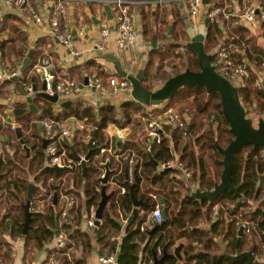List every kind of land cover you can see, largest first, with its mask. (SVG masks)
Listing matches in <instances>:
<instances>
[{
  "label": "trees",
  "instance_id": "1",
  "mask_svg": "<svg viewBox=\"0 0 264 264\" xmlns=\"http://www.w3.org/2000/svg\"><path fill=\"white\" fill-rule=\"evenodd\" d=\"M217 4H223V2L217 1ZM172 6L171 22L166 21L165 17L161 18L167 26L160 37L167 33L168 22L172 26V34L174 27L185 26L178 3ZM157 13L158 10H155L156 15ZM20 25L21 20L15 14H6L0 18V58L14 59L17 65L22 63L30 49L25 34L20 30ZM221 25L225 26V23L205 20L204 49L212 55L211 62L217 67L219 46L227 48L236 45L243 48V53L236 54V59L241 61V57L247 58L248 75L241 83L235 85L246 115L262 117L264 114V48L254 45L256 37L251 35L245 26L237 25L233 28L234 33L225 35ZM181 32L178 29L175 32V38H179ZM4 34L6 38L2 39ZM157 36L156 34L155 37ZM40 40L34 46V53L28 67L21 72L20 76L4 80L3 85L14 83L17 90L22 93L24 83L31 82L32 78V82L39 85V78L36 75H30L29 72L40 50L39 46L42 44ZM177 46V41H171L163 47L150 48L143 66L142 85L144 87L152 89L156 87L157 80L162 83L185 68L198 70L195 52L188 46L187 52L177 51L175 49ZM93 63L88 61L85 66L93 65ZM78 66L74 67L71 76L80 82L83 78L80 70L77 71ZM166 67H169L172 72H167ZM100 73L106 76L107 72L100 71ZM257 78L261 79L260 85L255 84ZM1 87L0 96L3 94ZM33 104L36 111L30 108L26 101H17L13 105L15 118L22 130L23 143L26 146L33 145V148L26 155L23 144L15 139V142L10 143L12 153L6 152L3 157L0 156L1 264H9L12 259L10 244L4 239V234L11 238L21 237L28 251L44 250L54 238L55 217L60 207L58 181H49L51 176L59 181L65 176L64 189L73 194L78 201L76 216L71 223L65 225V229L69 237L74 239L75 248L79 253L71 252L70 258L63 254L55 258L60 262L59 264H87L93 249L92 234L82 228V213L90 205H96L100 199L98 188L102 186V183L99 177L104 173L101 165L104 159L113 169L109 179H112L115 186L103 212L102 223L94 227V231L92 230L96 236L95 241L99 244V254L115 252L117 264H147L153 260L155 254L160 257L165 248L168 256L164 264H252L246 259L234 262L224 255V253L236 252L238 228L243 223H247L241 237L240 249L243 250L246 246L259 258L264 256V147L254 148L252 145H243L234 153L231 182L234 186H239V191L246 201H240L234 205L237 197L230 189L222 191L214 200L196 199L188 193L193 186L209 191L216 182H219L223 165L220 163L222 154L217 146L225 147L229 139L233 137L229 123L223 115L219 93L216 90L208 92L202 85L185 84L162 104L151 105L152 109L149 113H156L169 106H174L178 110L186 109L189 120L186 123L188 126L185 128V136H182L178 129L170 131L169 127H166L170 136L164 135L159 144L139 142L134 130L130 133V139L124 142L113 140V145L119 147L120 153L126 152L133 157L134 173L131 182L133 192L136 197L146 202L142 206L144 213L139 215L138 209L133 220L126 223L123 233L116 208H119L123 218H126L133 209L131 197L124 184V167L127 166L129 157L114 161L110 156H103V159L98 160L94 158V154H98L101 147L109 145L105 133L109 123L119 128L133 124L134 114L140 110L138 102L129 96V99L123 100L118 106L104 103L94 110L93 107L84 106L81 102L66 100L61 102L59 111L53 109V102L39 97H34ZM39 115L57 120H65L71 116L85 120L83 129L73 136L72 141L65 144L67 156L74 162L78 160L73 150L78 155H85L89 149L95 148L86 162L85 175H82L80 164L75 168L64 170H57L51 165L42 147L43 136L32 124ZM27 131L34 134L32 139L29 138L30 134H26ZM86 134L89 136V141H84ZM11 137H14L13 133ZM92 141L95 143L92 144ZM149 154L158 164L177 159L183 164L185 170L190 172V177L185 178L182 171L177 168L159 171L154 175L157 167L151 161ZM257 181L260 182L258 186ZM30 184L33 185L30 228L26 234H23L22 204L26 200V192ZM69 186L74 189H68ZM120 187L125 188L123 193H120ZM55 191L57 197L53 202ZM50 193L52 199L46 202L45 198ZM160 198L164 200L163 204ZM36 203L43 205L35 206ZM156 204H159L161 208L165 205L167 218L150 234V229L147 227L141 229V226L145 222L147 212ZM214 206L218 207V212L216 219L211 220ZM206 220L210 223L209 227H200L201 221ZM111 236H120V239L111 240ZM177 240L184 241L182 259L171 255ZM257 246L259 252H256ZM158 248L161 249L160 254H158ZM52 251L53 248L46 254L41 264H47Z\"/></svg>",
  "mask_w": 264,
  "mask_h": 264
},
{
  "label": "built area",
  "instance_id": "2",
  "mask_svg": "<svg viewBox=\"0 0 264 264\" xmlns=\"http://www.w3.org/2000/svg\"><path fill=\"white\" fill-rule=\"evenodd\" d=\"M35 2L36 8H33L31 2ZM75 0H0V16L3 15V8L17 7V9L27 8L30 11V16L35 23L43 24L48 23L51 28V40L56 39L63 45H67L70 48L72 54L78 55L80 51H74L71 44L70 31L64 29L60 26V20L66 15L68 4ZM100 4L99 11L101 16L97 20L98 32L94 37L92 47L90 52L93 54L94 58L99 60L100 55L108 50L111 43L113 34H115V41L119 48L126 47L134 43L137 35L138 29L135 25L131 12L129 8L140 3H150L152 6H160L169 0H92ZM188 13L193 21H198L201 15L209 22H219L227 23V25L233 26L235 23L241 21L249 24H260L264 29V0L262 3L253 4L248 0H243L241 7L238 9L233 8L227 3L217 4L210 3L208 0L205 3L203 0H186ZM104 5H108L110 8L111 17H107L104 9ZM49 45V44H48ZM217 67L216 70L228 78L231 82L241 83L243 78L248 75V61L241 60L237 61L235 55L232 51L226 48L217 49ZM21 65V64H20ZM19 66L13 67L11 69L6 68L3 62H0L1 73L0 81L9 79L10 77L20 76ZM264 65V63H263ZM104 72L110 74V69L106 66H101ZM30 75H36L41 81L45 82L44 92L48 94L57 93L58 97L61 94H66L71 92L73 89L77 88V83L71 79L59 78L55 76L53 71L52 61L49 56H41L32 65ZM261 79L257 78L255 81L256 85H260ZM88 86L92 87L99 95L103 97H109L118 92H124L129 94L131 91V83L125 77L117 75L115 73L108 76L107 81L103 82L100 77L93 75L88 77ZM54 87V89H53ZM23 96L27 97L31 95L35 97V91H33V82L24 83ZM37 90H41L37 88ZM18 93V92H17ZM1 97V96H0ZM6 99H10L7 96ZM58 100V99H57ZM188 114L187 111L178 110L174 106H169L165 109L159 110L156 113H149L148 117L145 119V135L149 144H159L163 139L164 135H169L170 133L166 131V127L169 130L178 129L181 131V135L185 136L188 125ZM35 124H39L42 127V136L45 138V152L49 157V162L51 165L65 166L66 168H75L80 161L74 162L71 158L67 156L65 144L72 141V131L73 127L66 122V120H57L53 118H43L39 115L37 119L33 121ZM20 128L19 123L15 118L13 107L11 105L4 106L0 109V131L7 130L10 132L16 131ZM21 129V128H20ZM22 131V130H21ZM29 132V131H28ZM109 144L113 139H108ZM84 141H89V136L86 134ZM3 139L0 136V147L2 145ZM92 144L95 142L92 141ZM109 147H101L98 155L108 153L110 155H116L115 151ZM3 156V154H1ZM107 155V156H110ZM106 156V155H104ZM81 158L84 155H80ZM133 164L134 160L130 156L127 164L128 180L129 182L133 179ZM163 168H177L180 169L185 178L190 177V172H187L183 164L177 159H170L159 164ZM101 174L100 176H102ZM64 178L54 179L53 176L49 178V181H58V205L59 211L57 215V223L55 226V234L53 238V251L50 254L47 264H59L60 262L55 258L57 255H66L68 258L71 256V252L74 254L79 253L75 248V241L69 237L66 232L65 225L72 222V219L76 216V208L78 201L76 197L68 193L64 189ZM192 186L194 184H191ZM194 187V186H193ZM69 186L68 189H72ZM74 189V188H73ZM124 192V188H122ZM153 197H155L153 195ZM52 199L51 193L45 198L47 202ZM98 204V203H97ZM97 204L90 205L87 210L82 213V221L85 223L86 228L96 227V208ZM218 212V207L215 206L212 211L213 220L216 218ZM150 217H152L155 223H160L162 218L161 207L156 204L153 209L150 210ZM247 223H243L245 228ZM141 229L143 227L141 226ZM248 230V228H246ZM264 233V230H263ZM118 236H111L110 239H117ZM158 254L161 253V249L158 248ZM148 262L147 264H150ZM1 264V263H0ZM97 264H117L116 253H103L97 257Z\"/></svg>",
  "mask_w": 264,
  "mask_h": 264
},
{
  "label": "crops",
  "instance_id": "3",
  "mask_svg": "<svg viewBox=\"0 0 264 264\" xmlns=\"http://www.w3.org/2000/svg\"><path fill=\"white\" fill-rule=\"evenodd\" d=\"M217 1H222L223 3H227L235 9H238L239 7H241L243 3V0H210V3H217ZM248 1L253 4H257V5L263 2V0H248ZM176 2L179 5V10H180L182 17H184L185 28L187 27V25H189V27L192 28L191 29L192 34H195L197 32L204 33L205 32L204 22L206 20L204 18V15L202 14L198 21H193L188 13V7H187L186 0H169L168 2L160 6H156V7L152 6L150 3H140L130 8L133 21L138 29V35L134 43H132L129 46L119 48L115 41V34H113L108 50L105 53L100 55L99 60L95 59L93 54L90 52L94 37L98 32L97 25H96L97 20H98V17L101 16V12L99 11L100 4L92 0H75L69 3L67 7L66 15L62 17L60 20V26L70 31L72 49L74 51H80V54L78 55L72 54L70 51V48L67 45H63L58 40L56 39L51 40L52 36H51V31H50L51 28L49 24L48 23H43V24L35 23L32 20L30 16V11L27 8H24V9H17V7L3 8L2 10L3 15L0 16V18L5 16L6 14H15L17 17H19L21 20L20 30L25 34L26 42L28 46L34 49V46L36 45V43L40 39L42 40V44L39 46L40 50L36 54L35 62L41 56L47 55L50 57L52 61L53 71H54L55 76L59 78L71 79L77 83L76 89H73L69 93L61 94L58 97V100L53 103V109L55 111H59L61 102L66 101V100H70L74 102H81L84 106H91L94 108V110H97V108L104 103H110L115 106H118L123 100L129 99V96H127V94L124 92H118L109 97H103L99 95L92 87L88 86L87 84L84 85L83 87H79V85L83 83L84 77L85 76L92 77L93 75H96L100 77V79L103 82H106L108 76L115 73V68L113 64L102 57V55L104 54L114 55L117 59L120 60L124 69L132 73H136L140 69H143V66L145 65V62L147 60L150 48L153 47L152 39H155L156 41H158L161 38L160 34L162 33V28L165 25L161 21V18L165 17L166 21L172 20V12H171L172 7H173L172 4H175ZM31 4L33 8H36L34 1H32ZM155 10H158L157 15L155 14ZM165 10H168V12H165ZM237 25L245 26L250 31V34L256 37L255 38L256 42L254 45L264 48V29L262 28L260 24L251 25L249 23H245L241 21L239 23H235L233 26L227 25L226 23L225 26L221 25V29L224 31V34L226 35L229 33H234L233 28ZM169 26L172 28L171 24L169 23L168 32H169ZM156 34L158 35L157 38L155 37ZM1 38L5 39L6 35L4 34ZM218 48H226V47L219 46ZM226 49L232 51L235 57H236V54L243 53L244 51L242 47H239L236 45L229 46ZM0 55H1V52H0ZM0 59H1L0 62H3L4 66L9 69L20 65V64L17 65V62L14 59L12 60L8 58H0ZM240 60H247V58L241 57ZM88 61L94 62L93 65L85 66L86 62ZM76 66H78L77 71L80 70L81 77L83 78L81 79L80 82L74 76H71L72 70ZM101 66H106L108 69H110L111 70L110 74L106 73V76L101 75L100 71L103 72ZM0 73H1V67H0ZM3 81L4 79L0 81V87L2 86L1 92H3V94L0 97V109L8 105H11L13 107L14 103L17 101H26V97L23 96L22 92L17 90V87L15 86L14 83L3 85L2 83ZM41 83L42 81L40 80L39 85L38 86L36 85L38 89H40ZM158 86L159 85H156V87ZM7 96H10L9 100L6 99ZM138 105L140 106V110L134 114V121L132 125L130 126L128 125L123 128H119L113 123H109L107 125V127L105 128V133L108 139H113L115 140V142H118V141L124 142V140L130 139V133L134 130L136 131L138 141L139 142L141 141L147 144L148 141H147L146 135L140 137L141 133L139 134V130L144 132L145 119L148 117L149 111L152 109V106L142 104L141 102H138ZM181 110L185 111L186 109H181ZM188 118H189V114H188ZM65 120L67 123H69L73 127V131L71 133L72 138L78 131H81L85 125L84 119H78L74 116L68 117ZM32 124L35 127H37L40 133L42 134L41 125L35 124L33 123V121H32ZM6 131L7 130L0 131L1 139H3L2 145L0 147L1 157H3L6 152L12 153L13 149L10 143L15 142V139H18L15 136L14 132L8 131L9 133L8 132L6 133ZM11 133L14 134V137H11ZM26 134H30V137H29L30 139L34 137V134H31L28 131L26 132ZM22 139H23V135H22ZM109 145H111L112 147L111 149L115 151L116 155L113 156L106 152L102 154V156L101 154L99 155L94 154V158L101 160L103 159L104 155L106 156L110 155V157H112L114 161H119L122 159V157H124L125 159L126 157L130 158V156L126 152H123L124 154L120 153L119 147L116 145L114 146L113 141ZM109 145L107 147H109ZM1 154H3V156ZM105 161L107 160L104 159L102 163H104ZM63 178H64L63 180L65 183L66 177L64 176ZM107 185L108 187L106 188V192L109 193L110 191H112L113 187L115 186V183L112 181V179H108ZM122 188L124 187H120L121 189L120 193L122 192ZM194 189H196V186L191 187V190H194ZM124 191H125V188H124ZM36 204L35 206L37 205L39 207L41 206L39 204L37 205ZM107 205H108V202L106 203L105 208L107 207ZM116 210L119 213V216L121 219V224H122L121 230L123 233V228L125 227L127 223V217L129 215H127L126 218H123V214L120 212L119 208H116ZM143 213H144V210L141 207L139 209L138 214L140 215ZM149 213L150 211L147 212L146 219L142 227H147L148 229L151 230L153 227V224H155V221L152 217H150ZM210 218L211 220H213L212 214ZM56 223H57V218H56ZM81 223H82V228L89 231L92 234L91 242L93 245V249L88 257L87 264H97V257L100 254L98 253L99 244L95 241L96 236L94 232H92V230L94 231V228H86L85 223L83 221ZM209 225L210 223L207 220L201 221L200 223V227H203V228H208ZM3 237L10 244L12 259L11 261H9V264H41V262L45 259L46 254L51 250L52 245H53V239H52V241H50V244H48L44 250L28 251L24 247V240L21 237L18 236L16 238H11L7 234H4ZM117 239H120V236H118ZM176 242H177L176 245H178L179 243H182V244L184 243L183 240H177ZM245 249H247L246 246L245 248H243V250ZM256 252H259L258 246H257ZM180 253L182 255V248L180 250ZM263 257L264 256H261L260 259H262Z\"/></svg>",
  "mask_w": 264,
  "mask_h": 264
},
{
  "label": "water",
  "instance_id": "4",
  "mask_svg": "<svg viewBox=\"0 0 264 264\" xmlns=\"http://www.w3.org/2000/svg\"><path fill=\"white\" fill-rule=\"evenodd\" d=\"M205 3L208 0H203ZM105 13L107 17H111L110 8L108 5H104ZM94 18V17H93ZM95 20V19H94ZM186 20V19H185ZM189 26V25H188ZM171 27L169 26V32ZM204 33L197 32L190 37V41L187 46L192 49L197 56L198 70H191L189 68H185L183 71L178 72L169 78H167L160 86L154 87L152 89L146 88L142 85V80L144 78V70L140 69L136 73H132L122 66L119 59H117L112 54H104L102 57L107 61L111 62L116 70L117 75L121 77H125L131 83V91L130 97L133 100L141 102L145 105H160L167 99L171 98L180 87L185 84H198L205 87V89L209 92L212 90H216L219 93L220 103L222 107V112L229 123V129L232 133L233 137L229 139V143L225 147L217 146L219 152L222 154V159L220 163L223 165V169L221 172L219 182L214 184V187L209 191H204L201 189L189 190L188 193L196 198V199H206V200H214L222 191L226 189H230L234 192L237 199L234 202V205H237L240 201H246V198L243 197L239 191V186H234L231 182V173L233 170V156L234 153L240 149L243 145H252L255 147H264V114L262 117H258L256 122L252 117H249L245 113V109L242 106L237 87L234 85L228 78L220 74L215 65L212 64V55L207 53L204 49L203 45ZM156 41L152 39V46L155 47ZM34 49L30 48L23 58L22 63L19 67V72H23L29 65L30 60L32 58ZM33 81V78L31 79ZM88 83V77L85 76L83 83L79 85V87H83ZM41 90H37L36 85L33 83V91H35V97H40L50 102H56L58 99L57 93L48 94L43 91L45 88V82L41 83ZM54 89V87H53ZM34 97L28 95L26 97V102L29 104V107L34 111L36 110L35 105L33 104ZM15 136L19 139L20 143L23 144V147L26 151V155L29 154L30 150L33 148L32 146H26L23 143L22 132L18 127L15 131ZM46 139L42 140V147L45 148ZM95 151V148H91L87 151L83 158L80 157L73 150V154L80 161L82 175H85L86 172V162L92 156V153ZM151 161L157 167V171L154 173L156 175L159 171L166 170L168 168H163L158 165V163L153 159V157L149 154ZM104 168V173L99 177L102 186L98 188L100 192V199L98 200L97 208H96V225H100L102 223L103 212L107 203L108 198L112 195L113 191L107 193L106 192V184L110 175L113 172V169L109 167V162L105 161L101 163ZM53 167L57 170L66 169L65 166L53 165ZM259 181H257V186L259 185ZM124 184L128 189V193L131 197L133 209L127 218V222H131L134 216L137 214L138 209L146 204L142 199L136 197L133 192V184H131L128 180V172L127 166L124 167ZM32 187L30 184L28 186L26 192V200L22 204L23 212H24V221L22 223V233L26 234L30 228V220H31V200H32ZM57 193L56 191L53 194V202L56 201ZM160 202L163 204L164 200L160 198ZM162 218L163 220L160 223H155V226L149 231L151 234L154 228L162 224L163 221L167 218L166 215V207L162 205L161 208ZM55 226H56V217H55ZM187 228H190L187 226ZM55 231V229H54ZM244 234V227L240 225L237 232V240H236V252L234 254L224 253V255L230 259L231 261L238 262L243 260H248L252 264H264V257L262 259L258 258L251 249H240V241L241 237ZM182 243L176 245L173 249L171 255L176 256L178 259H182V255L180 250L182 248ZM168 256L165 248H163V254L160 257H157L156 254L153 256V260L150 264H164L165 258Z\"/></svg>",
  "mask_w": 264,
  "mask_h": 264
},
{
  "label": "rangeland",
  "instance_id": "5",
  "mask_svg": "<svg viewBox=\"0 0 264 264\" xmlns=\"http://www.w3.org/2000/svg\"><path fill=\"white\" fill-rule=\"evenodd\" d=\"M165 12H168V10H165ZM170 21V20H169ZM171 22V21H170ZM170 22H168V23H170ZM166 26H167V24H165L164 26H163V28H162V34H163V31H165L164 29L166 28ZM178 29H180L182 32L180 33V35H179V38H175V36H176V31L178 30ZM192 28H188V27H186L185 28V26L184 27H181V25L179 26V27H174V29H173V34L175 33V35L173 36V34H172V28H171V31L170 32H168L167 31V33L165 34L164 33V36L163 37H161L160 38V40H158V41H156V47L157 46H160V47H163V45L164 44H168V43H170L171 41H177V43H178V46H177V48H175V49H177V51H182V52H187V44H188V42L190 41V37L193 35L191 32H192V30H191ZM197 29V28H196ZM171 35L173 36V37H171ZM166 70H167V72H169V73H171L172 72V70L169 68V67H166ZM39 82H40V79H39ZM163 83V82H162ZM159 80H157V82H156V85H161L162 84ZM232 83L235 85L236 83L234 82V81H232ZM127 96H129V94H127ZM252 119L254 120V123L256 122V120H257V118L256 117H254V116H252ZM129 130V129H128ZM141 130H139V134L141 133V136L140 137H142V136H144L145 135V130H144V132L143 131H141ZM8 131H6V133H7ZM9 133V132H8ZM12 134V133H11ZM140 139H142V138H140ZM46 201V200H45ZM47 202V201H46ZM37 204H39V203H37ZM36 204V205H37ZM41 205H43V204H41Z\"/></svg>",
  "mask_w": 264,
  "mask_h": 264
},
{
  "label": "flooded vegetation",
  "instance_id": "6",
  "mask_svg": "<svg viewBox=\"0 0 264 264\" xmlns=\"http://www.w3.org/2000/svg\"><path fill=\"white\" fill-rule=\"evenodd\" d=\"M187 27L189 28V26L187 25ZM152 106H154V105H152ZM157 106V105H156Z\"/></svg>",
  "mask_w": 264,
  "mask_h": 264
}]
</instances>
